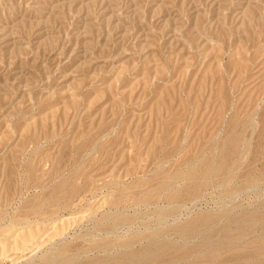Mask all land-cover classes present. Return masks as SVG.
Instances as JSON below:
<instances>
[{
  "label": "rangeland",
  "instance_id": "374dc122",
  "mask_svg": "<svg viewBox=\"0 0 264 264\" xmlns=\"http://www.w3.org/2000/svg\"><path fill=\"white\" fill-rule=\"evenodd\" d=\"M262 113L264 0H0V264L111 263L147 235L192 243L172 228L197 216L263 211ZM232 116L250 126L228 179L140 200L176 172L183 188Z\"/></svg>",
  "mask_w": 264,
  "mask_h": 264
},
{
  "label": "bare ground",
  "instance_id": "6f19581e",
  "mask_svg": "<svg viewBox=\"0 0 264 264\" xmlns=\"http://www.w3.org/2000/svg\"><path fill=\"white\" fill-rule=\"evenodd\" d=\"M219 107H221V105ZM234 114H233V116H234ZM233 116H232V118L230 117L231 119H229L228 125H230V127H229V130L227 133L228 135L226 138L223 139V141H222L223 145H222V148L220 151H218L216 153L213 152L211 154L206 153L207 151L205 150L206 148H204V147L207 146V148H208L209 146H211L209 144H211L213 142L212 138H209V140L207 142H203V141H202L203 143L201 142L202 143V146H201L202 153L200 151L199 152L203 155L200 159L198 158V160H199L198 164H196L193 168L189 167L188 170L186 169V172H184L185 173L184 174V178H185L184 181L186 184L185 185L183 184V186H184L183 188H181L182 186L180 185L181 186L180 189H177V190L172 189L173 191L171 189H169V188H173V187H170L173 184L172 182L177 181L176 179H178L180 176L179 172H176V173L173 172L174 173V174L172 173L173 175L169 174L170 178L167 177L169 175H167V176L165 175V177H167V178L162 177V179L159 180L160 182L156 186L154 185L155 186L154 188H151L153 186H150V188L149 187L145 188L146 191L145 192L143 191L144 194L140 196V200H142L145 203L151 202V200H153V198H155L157 196L162 197V194L161 195L159 194L160 191L168 188L169 192H168V189H166L167 191L164 193L163 199L168 203H172V205H173L174 202L178 203V202H176L175 199L181 198L180 196L192 197L193 195L197 194L200 191V189H202L203 187H205L208 184V182H209L208 179H210L211 176L215 177L218 174L219 175L222 174L221 176H223L226 179L232 173V170L236 169V167L239 166V163L237 161V160H239L237 158V156H238V144L243 139V134H244L243 129L246 130L247 126L248 125L250 126V124H248V125H246V128H245L244 124H242L241 122H240L241 124L239 122H237L238 119L237 120L235 119L237 116H235L234 118H233ZM261 120H262V122L260 124L263 123V125H262V127H260L261 131L259 132L260 133L259 135H260V137L264 138V113L261 114ZM243 121H244V119H243ZM240 127H241V129H240ZM236 128H239V129L236 131ZM87 135L89 136V134H87ZM89 143H90V141H89ZM209 149H210V147H209ZM197 154H199V153H197ZM195 158H196V156H195ZM81 166H82V164L80 165V167ZM28 169H29V167H28ZM80 169H82V168H80ZM133 169H135V167ZM30 170L31 169H29V171ZM76 170H77V168H76ZM79 171L80 170H78V171L73 170L72 174L76 175L77 173H79ZM82 171H83V169H82ZM82 171H80V173ZM70 173H71V171H70ZM85 174H87V172H85ZM88 176H89V174H88ZM66 177L65 178L63 177L65 179V181H66ZM70 177H71V175H70ZM79 177H80V175H79ZM64 179L61 182H64ZM225 179H224V181H225ZM74 180L75 179H73V182H74ZM67 181L70 182L69 179H67ZM73 182H72V184H73ZM75 182H74V184H75ZM83 183L84 182H82V184ZM58 185L60 186V184H58ZM77 185H78V182H77ZM77 185H76V187H77ZM55 186H57V185H55ZM61 186L63 188H65L67 185L63 186V184H61ZM70 186H71V183H70ZM6 187H8V186H6ZM76 187L74 186L73 188H76ZM82 187H85V185ZM79 189H81V188H78V191H79ZM82 189H84V188H82ZM59 190H61V188H59ZM67 190L68 189H66V191ZM10 191L11 190L9 189V187L5 188V192H6L5 196H7L6 194H9ZM62 191H65V189ZM66 191H65V193H66ZM68 191H70V193H73V191H71V189H69ZM68 191H67V193H68ZM78 191H77V193H78ZM52 193H53V191H52ZM121 193H122V191H121ZM128 193H129V191H128ZM133 193L134 192L132 191V194ZM60 194H62V195H60V196H62L61 199L64 197V195H66V194L63 195V193H60ZM132 194H129V195L132 196ZM67 195H70V194H67ZM117 195H119V194H117ZM117 195L115 197H117ZM124 197H126V196H124ZM158 197L156 199H158ZM135 198L137 199V198H139V196H135ZM57 199H56V201H57ZM65 199H68V201H69V198H64L62 200H65ZM71 199H72V197H71ZM56 201L52 200L51 202L53 205L54 204L56 205V208L58 207V209H60L62 207V205ZM178 201H179V199H178ZM118 203H120V202H118ZM64 205H66V203ZM177 205L178 204H176V206ZM179 205H181V204H179ZM173 206H175V205H173ZM173 206H171V207H173ZM172 209H173V211L175 210L174 208H172ZM170 210H171V208H170ZM105 216L107 218L108 215H105ZM221 217H222V215H220L218 213L217 214L209 213V214L197 216L195 219L191 220L186 225H181V226L178 225L176 227L173 226L174 227V228H172V230H174L173 233L176 234L179 238H181V241H182V239L185 240V242L186 241L188 242L192 239L195 240L196 236L198 237V235H199V237H200V235H201L203 239L201 238L202 241L199 244H197V243L195 244V242L198 241V239H197L195 241L192 240V243H189V244L183 243V245L181 244L182 246H180V245H175V243H173L174 241L171 242V240L168 241L165 239L164 240H157L156 238H152L153 237L152 235L151 236L147 235L144 237V238H146V242H144V244L141 245L139 248H137V249H132L133 247L131 248V246H130L131 243L135 241V240L131 239L130 241L125 243L127 251H126V253L124 252L123 256L120 259H116L111 263H109V262L105 263L107 261H105V262L103 261V262H99L98 264H152V263H154V264L155 263L156 264H167L169 261H174V260H175L174 263L177 262V264H178V262H179V264H193V263L195 264L196 261H198V260H199V262L201 261L202 256H206V257L208 256L209 262H207V260H205L207 262V264L208 263L209 264H247L249 261L251 262V259L248 260V257L250 258V256H251V258L254 257V260H255V258L258 259L257 261H255L254 264H264V240H263L264 235L262 236V234H261V236H259V237H258V235L257 236L254 235L256 233L255 232L256 228L258 229L260 227V229L262 228V230L264 231V209H263V211H261V210L260 211H258V210L245 211L244 213H240L239 215L236 214V216H234V215L232 217L230 216L228 218V220H226L223 225H220V222L222 220V219L220 220ZM226 217H227V215H226ZM109 220H110V218H109ZM119 221H121V220H119ZM113 226L114 225H112L111 226L112 228L111 227L110 228L113 229L115 227V226L114 227ZM116 226H119V225H116ZM115 228H117V227H115ZM257 231H259V230H257ZM29 232H30L29 235L31 237L32 236L34 237V235L31 233V231H29ZM158 235L161 236L160 234H158ZM26 236L30 237L27 234H26ZM178 240H180V239H178ZM23 242H24V240H21L20 247L22 245L21 243H23ZM239 243H241V245L244 244V246H246V248L243 246H241L243 248H240ZM93 246H94V244H93ZM97 246H99V245L97 244L96 247ZM225 248L229 249V250L227 249V251H230V250H231V252L234 251L235 254H238V255H235L234 258L232 257L233 260L231 261V259L229 257L230 255L229 256L223 255V252L225 251V250L223 251V249H225ZM244 248L249 252L251 250V254L250 253L245 254V252H243ZM247 248L250 250H248ZM60 253H62V251ZM232 256H234V254ZM62 257H63V255H62ZM64 257H66V256L64 255ZM64 257H63V260H65ZM96 258L98 259L99 257H96ZM115 258H117V256H115ZM61 260H62V258H61ZM93 261L94 260H92L91 262H93ZM86 264H89V262H86ZM196 264H197V262H196ZM250 264H252V263H250Z\"/></svg>",
  "mask_w": 264,
  "mask_h": 264
}]
</instances>
